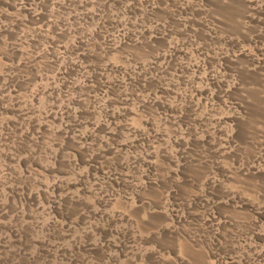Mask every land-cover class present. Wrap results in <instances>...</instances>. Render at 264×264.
Here are the masks:
<instances>
[{
    "label": "rangeland",
    "instance_id": "374dc122",
    "mask_svg": "<svg viewBox=\"0 0 264 264\" xmlns=\"http://www.w3.org/2000/svg\"><path fill=\"white\" fill-rule=\"evenodd\" d=\"M0 264H264V0H0Z\"/></svg>",
    "mask_w": 264,
    "mask_h": 264
}]
</instances>
